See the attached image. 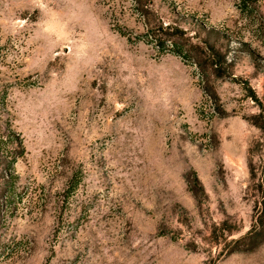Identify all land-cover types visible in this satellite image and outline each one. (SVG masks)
Here are the masks:
<instances>
[{
  "label": "rangeland",
  "instance_id": "374dc122",
  "mask_svg": "<svg viewBox=\"0 0 264 264\" xmlns=\"http://www.w3.org/2000/svg\"><path fill=\"white\" fill-rule=\"evenodd\" d=\"M0 264H264V0H0Z\"/></svg>",
  "mask_w": 264,
  "mask_h": 264
},
{
  "label": "trees",
  "instance_id": "16d2710c",
  "mask_svg": "<svg viewBox=\"0 0 264 264\" xmlns=\"http://www.w3.org/2000/svg\"><path fill=\"white\" fill-rule=\"evenodd\" d=\"M0 91V174L5 177L4 186L9 190L14 181L13 166L24 154L22 138L10 125L6 112L7 92Z\"/></svg>",
  "mask_w": 264,
  "mask_h": 264
}]
</instances>
